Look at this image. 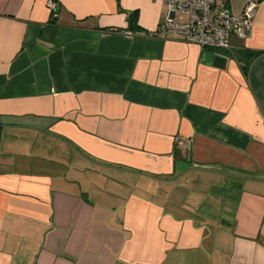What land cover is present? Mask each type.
<instances>
[{
  "label": "crops",
  "instance_id": "obj_1",
  "mask_svg": "<svg viewBox=\"0 0 264 264\" xmlns=\"http://www.w3.org/2000/svg\"><path fill=\"white\" fill-rule=\"evenodd\" d=\"M45 1L0 0V264H264V0L228 53Z\"/></svg>",
  "mask_w": 264,
  "mask_h": 264
},
{
  "label": "built area",
  "instance_id": "obj_2",
  "mask_svg": "<svg viewBox=\"0 0 264 264\" xmlns=\"http://www.w3.org/2000/svg\"><path fill=\"white\" fill-rule=\"evenodd\" d=\"M164 5V19L157 34L160 37H171L197 45L202 49H213L231 52V36L239 39L247 37L258 0H248L241 14L230 11L225 0H158ZM51 17L56 18L60 9L55 0L45 1ZM185 15L182 21H176L175 14ZM128 39L133 33L126 34ZM176 143L185 146L183 140L177 138Z\"/></svg>",
  "mask_w": 264,
  "mask_h": 264
},
{
  "label": "water",
  "instance_id": "obj_3",
  "mask_svg": "<svg viewBox=\"0 0 264 264\" xmlns=\"http://www.w3.org/2000/svg\"><path fill=\"white\" fill-rule=\"evenodd\" d=\"M202 59H203V63L206 65L213 66V67L218 68V69H224L225 68L226 59H224L223 57L215 56L211 52H204L202 54ZM63 142L68 144V142L65 140H63ZM88 160H90V159H88ZM91 162H93L97 165H100V166H107V165H103V164L96 162V161H91ZM129 172H133V171H129ZM135 173H137V172H135Z\"/></svg>",
  "mask_w": 264,
  "mask_h": 264
},
{
  "label": "trees",
  "instance_id": "obj_4",
  "mask_svg": "<svg viewBox=\"0 0 264 264\" xmlns=\"http://www.w3.org/2000/svg\"><path fill=\"white\" fill-rule=\"evenodd\" d=\"M221 1H224V0H221ZM227 0H225V2H226ZM228 2V1H227ZM204 50H212V49H204ZM212 51H216V50H212Z\"/></svg>",
  "mask_w": 264,
  "mask_h": 264
},
{
  "label": "bare ground",
  "instance_id": "obj_5",
  "mask_svg": "<svg viewBox=\"0 0 264 264\" xmlns=\"http://www.w3.org/2000/svg\"><path fill=\"white\" fill-rule=\"evenodd\" d=\"M213 50V49H212ZM228 53V52H227Z\"/></svg>",
  "mask_w": 264,
  "mask_h": 264
}]
</instances>
